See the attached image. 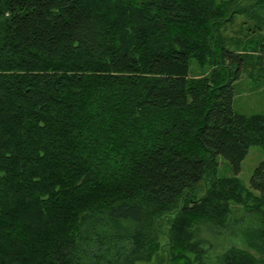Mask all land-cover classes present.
<instances>
[{
    "label": "trees",
    "instance_id": "1",
    "mask_svg": "<svg viewBox=\"0 0 264 264\" xmlns=\"http://www.w3.org/2000/svg\"><path fill=\"white\" fill-rule=\"evenodd\" d=\"M247 1L6 0L0 264H133L160 248L165 264H194L191 226L222 224L251 192L263 255L264 159L245 197L237 176L264 150V115L232 103L243 72L264 74V43L220 35L236 15L263 32L264 0ZM192 59L208 72L189 76ZM220 158L232 177L218 178ZM221 264L264 261L233 247Z\"/></svg>",
    "mask_w": 264,
    "mask_h": 264
},
{
    "label": "rangeland",
    "instance_id": "2",
    "mask_svg": "<svg viewBox=\"0 0 264 264\" xmlns=\"http://www.w3.org/2000/svg\"><path fill=\"white\" fill-rule=\"evenodd\" d=\"M223 2L227 0H215ZM254 0H248L246 4L253 3ZM6 0H0V46L2 44L4 33L3 27L8 16L6 12ZM231 6L228 8L230 10ZM226 13V15H227ZM249 22L243 15H236L232 21L223 24L220 28V35L226 37V48H233L237 44L241 49L248 51L259 48L264 43L263 32H255L252 28L253 23ZM232 44V45H231ZM225 47V46H224ZM259 66L255 70L243 72L242 75L233 83L234 98L232 108L234 113L251 116L255 114L264 115V74L259 71ZM208 72V67L201 68L197 61L190 60L189 76L198 77ZM264 159V150L259 146H252L241 163V170L237 176L240 185L243 187V197L249 193V180L254 169ZM230 165L227 161L219 159L218 178L232 177ZM209 182L201 183L197 197H201L209 187ZM256 193L251 192L250 197L244 201L230 202L229 212L222 224H216V221L194 223L190 232L191 242L198 243L197 253L190 254L194 264H221L222 255L232 249L239 248L248 252L258 260L264 261L263 255L257 251L259 247V238L257 231L263 228L261 224V214L254 213V207L259 204L255 201ZM166 225L161 226L162 231H166ZM157 242L161 245L166 243L163 236H157ZM119 254L110 255L108 259L112 264H128L136 256ZM195 255L198 259L195 258ZM139 256H142L139 254ZM90 258L81 259V264H90ZM133 264H165V255L161 248L152 255L149 261H137Z\"/></svg>",
    "mask_w": 264,
    "mask_h": 264
}]
</instances>
